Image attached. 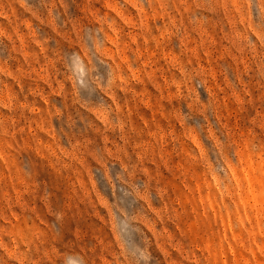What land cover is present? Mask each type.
<instances>
[{"label": "rangeland", "instance_id": "1", "mask_svg": "<svg viewBox=\"0 0 264 264\" xmlns=\"http://www.w3.org/2000/svg\"><path fill=\"white\" fill-rule=\"evenodd\" d=\"M0 264H264V0H0Z\"/></svg>", "mask_w": 264, "mask_h": 264}]
</instances>
